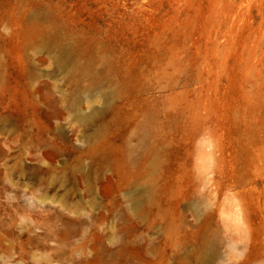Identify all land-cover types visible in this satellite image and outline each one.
I'll return each mask as SVG.
<instances>
[{"label":"rangeland","instance_id":"obj_1","mask_svg":"<svg viewBox=\"0 0 264 264\" xmlns=\"http://www.w3.org/2000/svg\"><path fill=\"white\" fill-rule=\"evenodd\" d=\"M0 264H264V0H0Z\"/></svg>","mask_w":264,"mask_h":264}]
</instances>
